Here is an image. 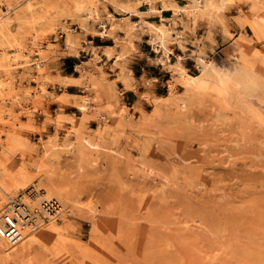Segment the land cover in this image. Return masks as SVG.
Returning a JSON list of instances; mask_svg holds the SVG:
<instances>
[{
    "label": "rangeland",
    "instance_id": "374dc122",
    "mask_svg": "<svg viewBox=\"0 0 264 264\" xmlns=\"http://www.w3.org/2000/svg\"><path fill=\"white\" fill-rule=\"evenodd\" d=\"M109 2L100 3L99 7L102 9ZM237 13L236 6L231 14ZM71 23L77 30L78 24ZM217 31V39L211 42L205 38L204 29L197 33L189 30L188 35L184 32L188 51L174 46L176 54L184 55L191 73L199 72L196 55L191 56L197 49L193 41L198 39L206 46L209 58L221 63L236 62L231 42L220 29ZM233 32L237 33L234 29ZM141 36L144 58L139 64L149 72L148 82L155 92L168 96L173 71L155 64L157 54L149 37L144 33ZM64 39V33H49L43 38L46 46L56 44L44 65L49 79L43 81L54 93L60 88L51 80L71 71L67 59L62 58L68 54L63 48ZM90 39L96 44L113 43L99 36ZM27 44L30 46V42ZM257 46L264 51V41ZM81 60L87 62L91 56L82 51ZM23 74V69L18 70L19 77ZM22 86L32 91L38 88L31 78H24ZM182 91L178 85L177 95ZM143 101L146 110L153 109L150 101ZM171 108L170 101H164L166 117L174 110ZM27 110L26 106H18L17 114L21 121L29 123ZM61 112L80 116L77 108L62 107L50 95L42 99L36 120L30 125L22 123L24 145L13 154L10 164L3 159L0 143V172L28 164L29 149L25 143L38 148L55 135L60 144L54 164L61 174L73 179L81 207L67 220L61 216L51 219L36 211L37 207L35 211L31 209L33 223L55 221L59 227V233L49 241L52 249L45 253V264H264V126L255 118L236 104L222 109L211 101L196 103L185 110L184 122L171 124L166 117L160 120L163 133L149 152L137 145L141 134L134 129L132 138L122 136L116 145L107 139L101 151L92 156L97 162L81 171L78 154L72 148L76 139L69 120L57 122ZM220 114L224 117L220 118ZM100 124L94 117L85 122L95 140ZM27 176L26 188L11 196L19 194L30 204V198L43 199L46 189L34 168H29ZM37 251H41L40 247Z\"/></svg>",
    "mask_w": 264,
    "mask_h": 264
},
{
    "label": "bare ground",
    "instance_id": "6f19581e",
    "mask_svg": "<svg viewBox=\"0 0 264 264\" xmlns=\"http://www.w3.org/2000/svg\"><path fill=\"white\" fill-rule=\"evenodd\" d=\"M107 1L0 0V126L5 125L0 130V143L6 164L11 163L19 146L24 145L22 123L30 125L36 120L42 99L49 95L62 107L73 103L80 112V116L58 113L57 122L61 124L63 118L69 120L76 139L72 148L78 154L81 171L97 162L92 156L101 151L107 139L116 145V140L122 136L132 138L134 129L141 134L137 145L149 152L156 138L163 133L160 120L166 117L164 101H170L171 109H174L166 117L171 124L184 122V112L193 104L211 101L222 109L236 104L264 126V51L257 46L264 41V0H187L184 4L181 3L183 0H110L101 9L99 4ZM233 6L238 7L235 15L231 14ZM167 9L172 16L162 14ZM71 22L78 24L77 30L72 28ZM14 25H17L16 29ZM218 27L231 42V54L236 62L221 63L209 58L206 46L198 39L194 51L199 72L191 73L184 55L176 54L174 46L186 48V30L197 33L204 29L205 38L214 42ZM182 29L183 35H179ZM49 33H64L63 48L69 55L80 56L84 51L91 56L87 63L79 62V75L60 74L51 80L52 85L60 88L56 93L43 83L49 79L45 62L53 55V45H56L46 46L43 42ZM141 33L149 37L157 61L167 59L165 49L173 52L169 57L170 65L159 64L171 68L173 77L168 96L158 95L147 83L139 101L128 105L123 102L124 93L135 88L138 80L127 67L125 57L127 51L137 49L134 39ZM91 36L111 40L113 44L93 45ZM84 42L89 45L85 46ZM174 55L181 59L174 61ZM33 56L38 58L33 59ZM108 68L115 74L108 72ZM185 68L188 71L185 72ZM20 69L24 71L23 77L18 75ZM24 78L35 80L37 90L22 86ZM72 84L81 87L82 93L67 91ZM178 85L183 89L179 95ZM142 100L150 101L153 109L146 110ZM18 106L28 109L29 123L21 121ZM219 116L224 117L223 114ZM91 117L101 122L96 140L85 125ZM1 133L5 134L2 136ZM42 145L37 148L25 143L29 149L28 164L0 172V213L17 214L20 219L19 231L14 238L0 235V264H45V253L52 249L49 241L59 233V227L55 221L53 224L33 223L35 217L31 209L37 207L36 211L46 213L51 219L61 216L67 220L68 215L81 207L73 179L61 174L54 164L60 147L55 135H50ZM29 168H34L41 177L46 193L42 195L43 199L30 198V204L14 208V199H22V196L11 195L26 188ZM152 172L153 169L149 170ZM53 201L58 203L55 213L46 208ZM37 247L41 251H37Z\"/></svg>",
    "mask_w": 264,
    "mask_h": 264
},
{
    "label": "crops",
    "instance_id": "0c3cea01",
    "mask_svg": "<svg viewBox=\"0 0 264 264\" xmlns=\"http://www.w3.org/2000/svg\"><path fill=\"white\" fill-rule=\"evenodd\" d=\"M234 8H236V6ZM162 14H164L165 16H172V12L171 11L169 12V9H167L166 12H164ZM150 17H158V15H154V16L150 15ZM218 29H219V27L217 28V30ZM188 32H189V30L185 31V34H187V35L190 34ZM217 34H218V31L216 32V39H217ZM92 42H93V45H96V46H100V47H104L105 46V45L96 44L95 40H92ZM134 42H135V45H136L137 49H136V51L131 52V53H130V51H127V55L125 57V63L127 62L126 63L127 67L132 70L134 76L136 77V79L138 81H137V84H136L137 88L135 87V88H132V89H128L124 93L123 102H125L128 105L132 104V103H136V102L139 101V99L141 97V94L145 91L144 89L147 88V83H148V85L151 86V83L148 82V80L150 79L149 78V72L147 70H145L139 64V60L144 58L143 54H142L143 53L142 52V47H143V44H144L143 43V37L141 35L139 37H136L134 39ZM62 58H65V59L69 60L68 67L71 69V71L67 73L68 75H73V76L79 75L78 69H77V66L79 65V62L80 63H87V62H82L81 55L78 56V55H69V54H67V55L63 56ZM152 79H154L157 82L159 81V78L157 76H153ZM152 83L155 84V82H152ZM122 87H124V86H122ZM67 91L72 92V93H82L83 89L81 87H78L77 85L72 84L67 89ZM130 99H132L133 102H131ZM142 103L145 105L143 100H142ZM69 106H74L75 107V105L73 103L68 104L66 107H69Z\"/></svg>",
    "mask_w": 264,
    "mask_h": 264
},
{
    "label": "built area",
    "instance_id": "2783aa9c",
    "mask_svg": "<svg viewBox=\"0 0 264 264\" xmlns=\"http://www.w3.org/2000/svg\"><path fill=\"white\" fill-rule=\"evenodd\" d=\"M25 205L26 204L24 201H22L21 197L14 199V208L24 207ZM46 208L55 213V211L58 209V203L53 201L50 204H47ZM19 222L20 219L17 214L10 212L2 213L0 215V235L8 239L14 238L19 231Z\"/></svg>",
    "mask_w": 264,
    "mask_h": 264
},
{
    "label": "clouds",
    "instance_id": "9594fccd",
    "mask_svg": "<svg viewBox=\"0 0 264 264\" xmlns=\"http://www.w3.org/2000/svg\"><path fill=\"white\" fill-rule=\"evenodd\" d=\"M169 35H171V33H169ZM179 35H183V29L180 30L179 32ZM193 44H194V47L196 48V40L193 41ZM162 47H164L163 45H161ZM155 50V48H153ZM181 50L182 51H185L187 50L188 51V48L185 49L184 45H181ZM172 53L173 52H169L167 49H165L164 51V56L167 58L165 61L161 62V61H156L155 64L159 65L161 63H163L164 65H170L171 62H170V59L169 57L172 56ZM196 55V51L192 52L191 53V56H195ZM177 60L181 59V57H176ZM195 61V60H193ZM201 63H203V60H201ZM195 66H196V62H195ZM196 69L198 70V68L196 67ZM188 71L186 68H185V72ZM199 71V70H198Z\"/></svg>",
    "mask_w": 264,
    "mask_h": 264
},
{
    "label": "trees",
    "instance_id": "16d2710c",
    "mask_svg": "<svg viewBox=\"0 0 264 264\" xmlns=\"http://www.w3.org/2000/svg\"><path fill=\"white\" fill-rule=\"evenodd\" d=\"M98 45H103V44L98 43ZM67 61L69 62V60H67Z\"/></svg>",
    "mask_w": 264,
    "mask_h": 264
}]
</instances>
